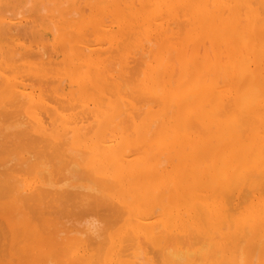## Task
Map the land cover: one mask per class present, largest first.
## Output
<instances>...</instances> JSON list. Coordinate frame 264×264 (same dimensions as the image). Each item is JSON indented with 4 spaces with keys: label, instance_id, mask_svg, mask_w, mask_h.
Wrapping results in <instances>:
<instances>
[{
    "label": "bare ground",
    "instance_id": "1",
    "mask_svg": "<svg viewBox=\"0 0 264 264\" xmlns=\"http://www.w3.org/2000/svg\"><path fill=\"white\" fill-rule=\"evenodd\" d=\"M60 1L0 0V264H264V0Z\"/></svg>",
    "mask_w": 264,
    "mask_h": 264
},
{
    "label": "rangeland",
    "instance_id": "2",
    "mask_svg": "<svg viewBox=\"0 0 264 264\" xmlns=\"http://www.w3.org/2000/svg\"><path fill=\"white\" fill-rule=\"evenodd\" d=\"M56 1H57V0H56ZM58 1H59V0H58ZM63 1H64V0H63ZM63 1L61 0L60 2H63ZM134 1H136V4H142L141 0H134ZM60 2H59V3H60ZM70 2H71V1H70ZM54 3H55V5H57V6L60 5L59 3L57 4V2H54ZM68 4H69V3H67V6H68ZM142 5L145 6V4H142ZM135 7H137V6H135ZM88 10H89V9H88ZM87 12H88V11H87ZM87 12H86V13H87ZM89 12H90V11H89ZM89 12H88L87 14H90V13H91V12H90V13H89ZM93 12H94V10H92V13H93ZM92 13H91V16H90L91 21H93V19L96 18V17L94 18V15H95V14H94V13L92 14ZM97 15H98V14H97ZM87 16H88V15H87ZM88 17H89V16H88ZM74 18H75V17H74ZM137 19H138V17H137ZM25 38H26V37H25ZM78 213H79V212H78ZM64 215H67V214H63V216H64ZM69 215H70V214H69ZM81 216H83V215H81ZM81 216H80V217H81ZM65 217H66V216H64V218H61L62 221H63V219H64L65 224H66L68 221H69V222H68L69 225H70L71 221H72L71 224H73V220H74L75 218H76V221L74 220V222H77V223H78V221H77V220H78V218H77L78 216H74V215H72V218L74 217L73 219L71 218V215H70V216H67L66 218H65ZM82 218H83V217H82ZM67 219H68V220H67ZM65 220H67V221H65ZM68 223H67V225H68ZM77 223H76V224H77ZM74 225H75V223H74L72 226H74ZM70 226H71V225H70Z\"/></svg>",
    "mask_w": 264,
    "mask_h": 264
}]
</instances>
